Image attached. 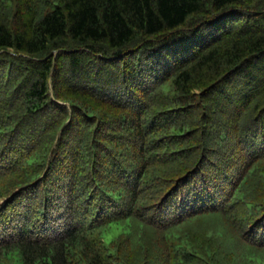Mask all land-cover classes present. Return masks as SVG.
<instances>
[{
	"label": "trees",
	"instance_id": "obj_1",
	"mask_svg": "<svg viewBox=\"0 0 264 264\" xmlns=\"http://www.w3.org/2000/svg\"><path fill=\"white\" fill-rule=\"evenodd\" d=\"M0 264H264V0H0Z\"/></svg>",
	"mask_w": 264,
	"mask_h": 264
},
{
	"label": "rangeland",
	"instance_id": "obj_2",
	"mask_svg": "<svg viewBox=\"0 0 264 264\" xmlns=\"http://www.w3.org/2000/svg\"><path fill=\"white\" fill-rule=\"evenodd\" d=\"M114 234H118V233L116 232V233H114Z\"/></svg>",
	"mask_w": 264,
	"mask_h": 264
}]
</instances>
